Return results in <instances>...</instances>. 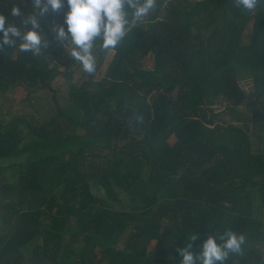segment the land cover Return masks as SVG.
Listing matches in <instances>:
<instances>
[{"label":"trees","instance_id":"trees-1","mask_svg":"<svg viewBox=\"0 0 264 264\" xmlns=\"http://www.w3.org/2000/svg\"><path fill=\"white\" fill-rule=\"evenodd\" d=\"M16 4L33 14L32 0H0V14L20 26ZM46 14L41 56L0 53V93L53 102L37 100L46 121L0 114V264H180L179 249L226 229L247 242L225 264H264V6L157 0L114 51L94 49L96 72L79 81ZM218 105L244 125L246 105L256 131L218 124Z\"/></svg>","mask_w":264,"mask_h":264},{"label":"clouds","instance_id":"clouds-1","mask_svg":"<svg viewBox=\"0 0 264 264\" xmlns=\"http://www.w3.org/2000/svg\"><path fill=\"white\" fill-rule=\"evenodd\" d=\"M234 6L251 13L264 0H233ZM68 11L63 26L53 29L56 41L64 47L70 41V56L82 65L85 73L96 72L94 49L101 52L114 51L120 46L130 31L157 9V0H66ZM65 7L64 0H32L33 14L25 16L19 5L11 8L10 15L19 18L20 26L8 23L0 14V53L8 48L19 47L21 52H30L39 57L49 42L40 31L37 15L43 16L49 10L59 12ZM38 10V13H37ZM30 26V27H29ZM19 42V43H18ZM198 238L197 234L188 237L190 242ZM246 236L226 229L222 234L209 235L198 253L190 249L192 243L178 250L182 257L180 264H225L231 255H244Z\"/></svg>","mask_w":264,"mask_h":264},{"label":"rangeland","instance_id":"rangeland-1","mask_svg":"<svg viewBox=\"0 0 264 264\" xmlns=\"http://www.w3.org/2000/svg\"><path fill=\"white\" fill-rule=\"evenodd\" d=\"M65 3V7L67 6L66 1ZM50 11V15L46 14L45 17V21L46 23L49 25L50 30L53 31L54 28L58 27V26H63L64 28H67L66 24L64 23V17H65V13L68 11V8L64 11V13L59 12H52ZM66 30V29H65ZM53 33H55L53 31ZM44 37L46 38V34H44ZM68 43H70V41L66 42L65 44L68 45ZM67 49L69 50L68 53H70V46L67 47ZM19 47L17 52H19ZM16 55V53H15ZM94 55L96 56V54L94 53ZM113 57V53L110 52L108 54L107 59L104 62V66L101 68L100 73L101 75L104 76L106 70H107V66L110 63L111 59ZM99 60L96 58V64ZM152 62V59H151ZM63 69V68H62ZM71 71H73L75 73V79L76 81H79L80 79H82L83 75L82 73L84 72L82 69V65L78 62L75 61V64L70 68ZM79 83V82H78ZM52 89H54L55 91H57L60 95L61 94H66L67 92V87H66V81L64 80L63 77H58L57 80L53 81V83L51 84ZM27 92L28 90L19 88V87H11L6 93L2 94L0 93V114L4 115L5 118H11L13 115L15 114H33L36 117H38L40 120L42 121H46L48 118H46V115H48V111L40 114L38 112L39 109V103L37 102V100H41L43 102H47L46 97H48L49 102L53 103L52 100L50 99V95L52 94H45L44 91L42 94H38V91L34 93V95H30L27 99L25 98V96H27ZM61 99V97H60ZM38 104V105H37ZM215 113L219 114L220 117H218L220 119V121L217 120L218 124H228V125H233V126H238V127H243V126H248L251 130H253L254 132L256 131V126L255 123L253 121H250V117L253 116V114L249 113L248 108L246 107V105L244 107L241 108V112L247 116L246 118L249 120L248 123L244 124H240L239 122H237L235 120V118L229 114V112H227V110L225 111L224 106L219 107L216 106L215 107ZM54 115V113L52 114ZM20 163V162H19ZM0 167L2 169V171H6V167L7 165H5V162L3 160H0ZM18 167V165H16L14 168L16 169ZM15 170L13 168H8L7 170V177L8 178H12V174H14ZM146 174H148V170L145 171ZM18 174V173H17ZM3 232V227H0V234H2ZM128 235V234H127ZM127 235H125V238L127 237ZM41 244V240H36L34 239L32 242H30L27 246H26V251L23 248V252L25 253L26 256L31 257L32 256V252L35 248V246L40 245ZM262 253L264 254V250L262 251Z\"/></svg>","mask_w":264,"mask_h":264}]
</instances>
